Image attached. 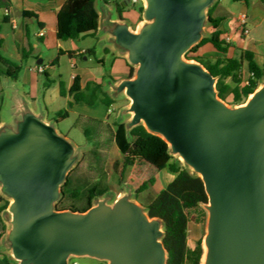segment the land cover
Returning a JSON list of instances; mask_svg holds the SVG:
<instances>
[{
	"label": "water",
	"instance_id": "1",
	"mask_svg": "<svg viewBox=\"0 0 264 264\" xmlns=\"http://www.w3.org/2000/svg\"><path fill=\"white\" fill-rule=\"evenodd\" d=\"M141 1L135 29L120 15L102 25L96 5L98 33L108 29L104 42L135 69L133 77L105 87L114 101H131L124 110L129 122L124 113L117 122L126 123L128 134L144 125L202 179L208 202L201 264H264V79L245 103L232 105L219 97L218 79L186 58L210 37L209 10L218 0ZM10 87L23 115L19 130L0 124V194L9 201L0 251L12 264H70L71 257L167 264L164 222L126 189L117 198L107 197L109 191L95 198L86 212L58 209L81 149L53 126L45 108L34 109L17 84Z\"/></svg>",
	"mask_w": 264,
	"mask_h": 264
},
{
	"label": "trees",
	"instance_id": "2",
	"mask_svg": "<svg viewBox=\"0 0 264 264\" xmlns=\"http://www.w3.org/2000/svg\"><path fill=\"white\" fill-rule=\"evenodd\" d=\"M234 2L248 3L250 0H233ZM12 6L11 0H0V8L9 10ZM119 15L122 17L123 7L116 3ZM215 6L209 10L210 18V37L204 38L199 44L195 45L187 54L189 60H198L211 74L218 79L217 91L221 99L232 105H240L247 101L259 87L261 80L264 79V64L260 65L256 60L254 52L242 48H236L232 57H218L216 59L205 58L197 55L198 50L207 43L214 46L216 50L227 54L233 46L223 37V32L219 29L222 20L213 18ZM144 7L140 8L143 13ZM24 17H36L33 12L24 11ZM99 13L96 9V0H67L63 8L57 15V38L61 41L76 40L87 36H97L99 29ZM6 17L2 21H6ZM3 46L0 26V49ZM60 50V55L64 54ZM70 57L74 52H67ZM85 55L95 57V50H87ZM26 58V53L24 54ZM58 58L53 62L56 64ZM105 64L104 60H98ZM23 69L22 64H15L4 58L0 54V77L6 76L17 79ZM246 69L247 76H245ZM45 73V72H44ZM134 67L130 66L129 77H133ZM254 76H250V74ZM63 85L61 84V93ZM92 90L91 93H88ZM98 92L103 96L100 102L106 107L111 108L115 101L105 92L100 84L90 83L83 91L80 87V78H74V84L70 91L73 95L74 103L84 102L94 105L98 100ZM68 110H61L56 113V117L64 119L68 116ZM98 121V120H96ZM85 134L90 136L89 130ZM130 135V137H129ZM114 142L116 143L123 161L122 169L118 179L119 183L126 182V175L135 166L139 159L153 165L157 170L168 169L175 177L168 186L161 190L155 199L147 205L148 214L152 218H159L164 222L165 234L163 243L168 251L167 264H201L204 254L203 240H199L195 248L189 246V224L192 212L200 213L207 220V211L202 206L208 202V196L202 179L193 175L182 163L170 153L168 143L158 135L150 133L144 125H138L131 129L128 134L126 123L116 122L113 128ZM72 172L67 182L63 186V198L58 203L59 210H67L61 205L62 201L69 198L73 202H84L82 206L72 203L69 210L75 212H86L97 197H102L110 190V179L106 173L102 177L85 187L76 183L72 179ZM154 178L144 181L137 189L138 193L144 192L153 186ZM0 228L2 235L7 231V225L2 218L3 212L8 208L9 201L0 197ZM63 208V209H62ZM98 264H107L99 261Z\"/></svg>",
	"mask_w": 264,
	"mask_h": 264
},
{
	"label": "crops",
	"instance_id": "3",
	"mask_svg": "<svg viewBox=\"0 0 264 264\" xmlns=\"http://www.w3.org/2000/svg\"><path fill=\"white\" fill-rule=\"evenodd\" d=\"M66 1L67 0H11L12 6L9 10L0 8V26L1 36L3 38V46L0 49V54L15 64L24 65V63H26L27 68L23 82L24 86L28 88L30 96H28V98L32 102H36L39 97H43L47 112L56 114L61 110H68L69 114L64 119H69L74 114L78 115L80 120L82 118H88V115L87 111L79 113L77 111L78 107H89V109H93L90 107L105 105L100 102L103 96L98 92L99 100L94 105L81 102L74 103L71 106L70 103L73 102V95H71L70 91L74 84V78L79 76L80 87L83 91L90 83L100 84L103 90L110 96V91L105 88L108 82L112 81L116 84L118 81L128 78L130 74V65L126 57L118 54L112 47L107 46L103 49L105 57H97L96 49L90 47V45L72 39L67 41L58 40L57 15ZM111 1L115 2L114 4L119 3L123 8L132 3V0ZM230 1L232 2L224 3L222 0H218L213 11V18L222 20L219 29L223 32L225 40L232 43L233 46L229 49L227 54H223L216 50L212 44L207 43L198 50L197 55L210 59L232 57L236 52V48H242L254 52L257 62L263 65L264 61L260 63L258 58L262 57L264 59V0H250L248 3ZM24 11L33 12L36 17H24ZM125 15L126 17L131 16L133 18L131 13H123L122 18L125 21L127 19ZM242 15L247 16L246 27L250 30L248 36L242 35L241 33L242 27L239 18ZM5 17L7 18L6 21H2ZM141 18L137 21L135 27L132 25L131 27L135 29L141 21ZM89 49L95 50V57L85 55ZM60 50L65 53L60 55ZM45 52L53 54L46 64L44 59ZM67 52H74V56L70 57ZM25 53L26 58L24 56ZM57 58L59 60L54 64L53 62ZM101 59L104 60L105 64L98 62V60ZM39 65L45 66L46 70L43 74L47 77L52 73L51 80H48V85L47 83L45 85L43 96H41L42 93H39L42 82V80H40V74L31 70ZM62 67H64V71L56 70L58 68L62 69ZM244 73L245 76H247L246 69H244ZM3 77L6 76H1L0 80H3ZM61 84L63 85V94L61 93ZM91 91L92 90H89L88 93H91ZM2 92L3 88L0 86V95ZM106 108L105 114L108 116L115 111L114 105H112L111 108ZM95 119L101 120L98 118ZM1 123L2 121L0 120V124ZM135 167L136 164L132 169L133 171H131L128 176V181L132 179ZM165 170L166 169L161 171L158 170L154 178L155 183L151 187L154 188L160 185V189L163 190L174 179L175 175L173 174L165 185L162 183L161 185L160 174ZM139 175L141 178L143 173H139ZM143 182L142 180L137 188H139ZM144 193L145 191L140 194L142 195ZM155 197H148L145 199L146 201L143 202L149 205ZM2 238V229L0 228V244ZM0 264H12L9 256L1 251Z\"/></svg>",
	"mask_w": 264,
	"mask_h": 264
},
{
	"label": "rangeland",
	"instance_id": "4",
	"mask_svg": "<svg viewBox=\"0 0 264 264\" xmlns=\"http://www.w3.org/2000/svg\"><path fill=\"white\" fill-rule=\"evenodd\" d=\"M106 1L108 2L109 6H107ZM106 1L104 2V0H96L97 9L102 15V25L103 23L104 25H106V23H108L111 19L120 18L118 12L116 11V4H114L115 2H112L111 0ZM222 2L227 3L232 1L222 0ZM142 6L143 3L141 0H139L138 3H131L127 7L123 8V13L132 14L133 18L131 16L126 17V15L125 17L127 18L126 22L131 24L133 27L136 26L137 21L142 16V13L140 12V8ZM206 32H210V29L206 28ZM107 33L108 29H105V27L102 26V30L97 34V36H87L84 39H76V41L90 45V47H94L97 52V57H105L103 49L107 47V45L111 44V42H104L107 38ZM51 55L53 54H50V52H47L45 54V64L49 62V58L51 57ZM258 60L260 63L264 61L262 57H259ZM26 68L27 65L26 63H24L23 69L16 80H12L8 77H3V80H0V86L1 88H3V92L0 95V120L7 121L8 125L11 126L15 131L19 130V127L15 125V123L19 121V118L23 114L22 111L17 112L16 108H14L15 99L10 87V84L12 82L17 84V86L19 87V91H21L20 93L31 102V107L37 110H39L40 107L45 108V101L43 97H39L36 102H32L28 98V88L24 86L23 82ZM59 68L56 70L64 71V67H62V69ZM51 74L49 75L50 79L45 74H40V80H42V82L39 93H42L41 96H43V92L45 91L44 88L46 83L48 85V80H51ZM130 102L131 101L129 99L115 101V103L113 104L115 106V111L110 116L105 114L107 110L105 106L97 105L95 107H90L93 109H89V107L77 108V111L79 113H81L82 111H87L88 118H82L79 120V116L73 114L69 119H61L56 117V114L47 112V119L72 142L73 146L77 147V149H81L79 162L77 163L75 169L72 171V179L76 183L87 187L90 184L98 181L102 177L103 173H106L110 179V190L106 194L107 197L115 196L116 194L115 197L117 198V196L126 189L128 192L133 193V198H135L139 204L146 207L147 205L143 201H146L145 199L148 197H155L161 191L160 185L154 188L149 186V188L145 190V193L142 195L138 193L137 187L142 180L147 181L152 177L155 178L156 174L158 173L156 167L147 163L143 159H139L136 163L134 175L129 181L128 176L133 170L127 173V179L125 183L133 186L136 192L133 188L131 189V191L129 190L130 187L124 188L125 183L118 182L123 161L121 158V153L116 143L114 142L113 128L115 127V123L118 121L117 118L124 113V110L130 105ZM124 114V120L126 122H129L131 115L127 113ZM95 118L101 120L96 121ZM86 129L89 130L90 136H87L85 134ZM139 173H143V175H141V178ZM171 175H173V173L168 169L162 171V173L160 174V184L162 183L163 185H165L170 180ZM72 203L78 206H82L84 202H73L71 199L67 198L63 200L61 205L59 204V206L68 209L70 208V205ZM206 230L207 220H205L203 216H200V213L192 212L189 224L188 240L189 246L191 248H195L197 242L201 239L203 240L206 235ZM98 263V260L89 257H71L70 259V264Z\"/></svg>",
	"mask_w": 264,
	"mask_h": 264
},
{
	"label": "built area",
	"instance_id": "5",
	"mask_svg": "<svg viewBox=\"0 0 264 264\" xmlns=\"http://www.w3.org/2000/svg\"><path fill=\"white\" fill-rule=\"evenodd\" d=\"M139 0H132V3L135 4V3H138ZM239 22H240V25L242 27L241 29V33L242 35H245V36H248L250 34V30L246 27V24H247V16L246 15H242L240 18H239ZM33 72H36V73H39V74H43L46 70L45 66L43 65H39V66H36L35 68H32L31 69ZM250 76H254V74H250Z\"/></svg>",
	"mask_w": 264,
	"mask_h": 264
}]
</instances>
